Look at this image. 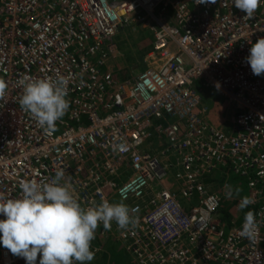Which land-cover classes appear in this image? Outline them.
<instances>
[{"label": "built area", "instance_id": "1", "mask_svg": "<svg viewBox=\"0 0 264 264\" xmlns=\"http://www.w3.org/2000/svg\"><path fill=\"white\" fill-rule=\"evenodd\" d=\"M245 15L232 0H0V193L62 170L81 207L135 210L134 227L101 223L91 241L111 236L131 264H264V74L245 62L264 3ZM125 26L151 38L139 72L119 80ZM23 76L67 80L54 132L20 107ZM205 88L222 105L206 104ZM227 170L246 181L253 203L235 206L254 213V241L239 234L244 218L226 228L218 214L235 200ZM23 261L0 248V264Z\"/></svg>", "mask_w": 264, "mask_h": 264}, {"label": "clouds", "instance_id": "2", "mask_svg": "<svg viewBox=\"0 0 264 264\" xmlns=\"http://www.w3.org/2000/svg\"><path fill=\"white\" fill-rule=\"evenodd\" d=\"M204 2V0H203ZM235 8L249 18L264 0H232ZM249 48L245 62L256 76L264 74V37ZM22 88L20 107L35 119L45 132L56 130V122L69 108L67 80L23 76L17 81ZM6 83L0 79V98L5 95ZM219 88V84L216 85ZM64 172L58 170L48 182L21 180L18 197L0 193V246L12 255L23 258L25 264H85L91 262L95 252L91 241L99 224L110 230L114 221L118 228L134 227L137 220L129 207L123 203H110L107 199L99 204L83 208L69 189L61 184ZM237 193L239 189L235 190ZM232 194L229 188L228 195ZM253 200L247 196L240 199L238 207L243 210ZM258 222L252 211H247L239 234L254 241Z\"/></svg>", "mask_w": 264, "mask_h": 264}, {"label": "rangeland", "instance_id": "3", "mask_svg": "<svg viewBox=\"0 0 264 264\" xmlns=\"http://www.w3.org/2000/svg\"><path fill=\"white\" fill-rule=\"evenodd\" d=\"M146 38H151V34L147 29H140L139 27L130 26H125L123 28L118 29V32L114 38V41L116 42V52L115 62L113 63V69L115 70V72L119 71L120 69L125 70L127 72V77L129 76V73L132 75L139 72L140 68L144 65L143 57L145 53L149 50V40H146ZM139 50L144 51H141L140 53ZM129 58H132L133 61L130 60L129 62ZM201 94L204 100L206 101L205 103L209 106L213 105L214 103L222 105L221 100L213 94L210 88L202 89ZM233 111V107L230 106V114H232ZM229 180L232 189V195L235 198V205L238 201H240L242 197H250L249 189L247 187L245 179L230 174ZM218 181L221 180L217 178L215 180V183L220 185V182L218 183ZM212 187L213 185L211 186V188ZM237 188L239 189L238 193L235 191ZM235 205L230 209V213L232 215V220L237 221L242 216V213L238 210ZM222 206L223 203L221 204V207ZM220 208L218 209V214L221 217L223 215V212L220 210ZM1 247L2 246H0V248ZM124 263L131 264L130 259H127V261Z\"/></svg>", "mask_w": 264, "mask_h": 264}, {"label": "trees", "instance_id": "4", "mask_svg": "<svg viewBox=\"0 0 264 264\" xmlns=\"http://www.w3.org/2000/svg\"><path fill=\"white\" fill-rule=\"evenodd\" d=\"M141 51L144 50H139L140 53ZM130 60L133 61L132 58L131 59L129 58V62ZM115 76L119 80L122 79L124 80L127 78V72L125 70L120 69L118 72H116ZM227 176L230 177L228 170L226 177ZM218 179L221 180L220 177H218ZM215 180L212 179L213 182H215ZM219 182L220 184H222L221 181H218V183ZM214 185L217 186L218 184L214 183ZM222 203L223 206L222 207L220 206L221 207L220 210L223 212V215L221 217H222V221L226 225V228L239 224L243 220L246 212L242 213V216L233 224L230 209L235 205V200L228 199V200H224ZM91 250L95 252V257L91 262H85V264H127L124 262H126L127 259H129V256L125 252L122 245L118 241L113 240L111 236H108L100 241H96L95 243L91 244ZM38 261H39V256L37 258V264ZM20 264H25V261L21 262Z\"/></svg>", "mask_w": 264, "mask_h": 264}]
</instances>
